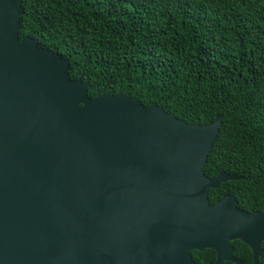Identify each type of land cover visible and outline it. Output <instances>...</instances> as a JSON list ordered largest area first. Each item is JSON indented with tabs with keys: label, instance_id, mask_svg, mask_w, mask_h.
<instances>
[{
	"label": "water",
	"instance_id": "water-1",
	"mask_svg": "<svg viewBox=\"0 0 264 264\" xmlns=\"http://www.w3.org/2000/svg\"><path fill=\"white\" fill-rule=\"evenodd\" d=\"M23 0H0V264H194L232 240L264 254V211L211 189L221 116L188 124L130 94L90 98L70 61L20 40Z\"/></svg>",
	"mask_w": 264,
	"mask_h": 264
},
{
	"label": "trees",
	"instance_id": "trees-1",
	"mask_svg": "<svg viewBox=\"0 0 264 264\" xmlns=\"http://www.w3.org/2000/svg\"><path fill=\"white\" fill-rule=\"evenodd\" d=\"M20 40L70 61L87 94H130L188 124L222 127L211 189L264 210V0H23ZM264 248V243H263ZM264 264V255L260 259Z\"/></svg>",
	"mask_w": 264,
	"mask_h": 264
},
{
	"label": "flooded vegetation",
	"instance_id": "flooded-vegetation-1",
	"mask_svg": "<svg viewBox=\"0 0 264 264\" xmlns=\"http://www.w3.org/2000/svg\"><path fill=\"white\" fill-rule=\"evenodd\" d=\"M238 207L240 209L247 211V209L239 206V202H238ZM252 211L253 212L254 211L263 212L264 210L262 211L252 210ZM252 211H248V212H252ZM263 243L264 241L261 243V249L264 251ZM230 245L233 249L232 257L234 258V261L224 260L219 264H256L254 252L250 246L246 245L243 241L238 240V239L232 240L230 242ZM191 255H192L194 264H217L218 259H219L218 253L212 249H207L205 251L194 250L192 251ZM262 256L259 257L258 264H260V259L262 258Z\"/></svg>",
	"mask_w": 264,
	"mask_h": 264
}]
</instances>
